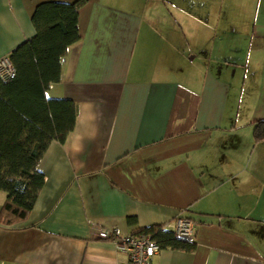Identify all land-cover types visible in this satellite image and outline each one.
<instances>
[{
  "label": "crops",
  "instance_id": "crops-1",
  "mask_svg": "<svg viewBox=\"0 0 264 264\" xmlns=\"http://www.w3.org/2000/svg\"><path fill=\"white\" fill-rule=\"evenodd\" d=\"M78 1L79 39L46 93L75 103V125L41 156L27 216L0 218V264H117L98 228L177 217L195 250L150 264H264V0L249 17L251 0H0V58L35 35L38 4Z\"/></svg>",
  "mask_w": 264,
  "mask_h": 264
},
{
  "label": "trees",
  "instance_id": "trees-1",
  "mask_svg": "<svg viewBox=\"0 0 264 264\" xmlns=\"http://www.w3.org/2000/svg\"><path fill=\"white\" fill-rule=\"evenodd\" d=\"M80 5V1L38 4L31 15L35 35L8 55L15 76L0 81V191L6 194L0 218L7 224L24 219L33 208L45 182L37 165L48 145L52 141L64 144L73 131L75 103L48 98L46 93L51 84L59 81L61 61L68 47L79 39ZM263 139L264 122H258L254 140ZM127 221L132 223L134 219ZM145 234L151 236L159 249L191 253L196 248L192 239L178 238L163 224L135 233Z\"/></svg>",
  "mask_w": 264,
  "mask_h": 264
},
{
  "label": "built area",
  "instance_id": "built-area-1",
  "mask_svg": "<svg viewBox=\"0 0 264 264\" xmlns=\"http://www.w3.org/2000/svg\"><path fill=\"white\" fill-rule=\"evenodd\" d=\"M14 76L15 69L8 56L0 58V81L6 82ZM163 226L172 229L178 238L192 239L193 225L185 218L177 217L173 222L165 223ZM95 234L100 239L110 241L115 250L125 256V259L117 264H150L152 257L160 250L157 243L148 234L121 235L114 228H98Z\"/></svg>",
  "mask_w": 264,
  "mask_h": 264
},
{
  "label": "rangeland",
  "instance_id": "rangeland-1",
  "mask_svg": "<svg viewBox=\"0 0 264 264\" xmlns=\"http://www.w3.org/2000/svg\"><path fill=\"white\" fill-rule=\"evenodd\" d=\"M260 3H261V1H260ZM237 6L241 7L242 5H237ZM245 6H246L245 8L247 10V17H249L250 16L249 13H248L249 8L250 9L251 8L254 9V7L252 6V0L250 1V3L249 2L246 3ZM234 14H236L235 15V20H231L230 22H233V24H237V25H243V24L245 25V22H244V17H245L244 16V11H241V9L240 10L238 9ZM248 21H249V18H248ZM2 194H4V193H2Z\"/></svg>",
  "mask_w": 264,
  "mask_h": 264
}]
</instances>
